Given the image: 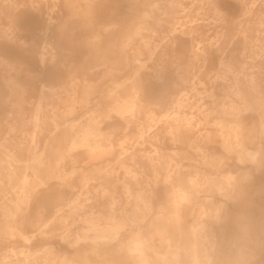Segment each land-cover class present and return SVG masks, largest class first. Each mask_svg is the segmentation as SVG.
I'll list each match as a JSON object with an SVG mask.
<instances>
[{
    "label": "bare ground",
    "instance_id": "1",
    "mask_svg": "<svg viewBox=\"0 0 264 264\" xmlns=\"http://www.w3.org/2000/svg\"><path fill=\"white\" fill-rule=\"evenodd\" d=\"M140 2L0 0V264H264V0Z\"/></svg>",
    "mask_w": 264,
    "mask_h": 264
},
{
    "label": "rangeland",
    "instance_id": "2",
    "mask_svg": "<svg viewBox=\"0 0 264 264\" xmlns=\"http://www.w3.org/2000/svg\"><path fill=\"white\" fill-rule=\"evenodd\" d=\"M138 1H139V2L141 1L140 3H143V1H148V0H138ZM135 2H136V0H134V3H135ZM123 15H124L125 18H128V19L133 17V15H132V14H129V13H124ZM136 42L139 43L138 41H136ZM254 122H255L254 119H252V117H251V120H250V123H249L248 127H249V130L252 131V132L255 130ZM129 141H130V140H129ZM129 141H128V142H129ZM132 141H134V140H132ZM130 142H131V141H130ZM128 144H129V143H128ZM128 144H127V145H128ZM129 145H130V144H129ZM257 203H258L259 205H256L255 208H256V210H257L258 212H261V213H262V212H263V209H262V205H263V204H262V202H260V201H258ZM230 205H231V204H230ZM231 206H233V204H232ZM231 236H234V234L231 233ZM155 251L158 252V253H160V254H163V253L165 252V249H164L163 247H160V246L158 245V247L155 249ZM91 259H92V260H96V257H91ZM262 262H263V260H262ZM122 264H127V262L123 260Z\"/></svg>",
    "mask_w": 264,
    "mask_h": 264
},
{
    "label": "clouds",
    "instance_id": "3",
    "mask_svg": "<svg viewBox=\"0 0 264 264\" xmlns=\"http://www.w3.org/2000/svg\"><path fill=\"white\" fill-rule=\"evenodd\" d=\"M142 247H143L142 244H137V248H136L137 252H139Z\"/></svg>",
    "mask_w": 264,
    "mask_h": 264
}]
</instances>
